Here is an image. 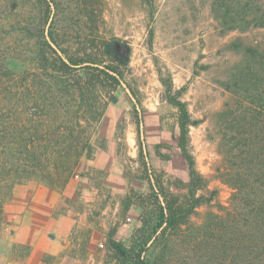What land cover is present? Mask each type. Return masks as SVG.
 <instances>
[{"label":"rangeland","instance_id":"1","mask_svg":"<svg viewBox=\"0 0 264 264\" xmlns=\"http://www.w3.org/2000/svg\"><path fill=\"white\" fill-rule=\"evenodd\" d=\"M47 2L52 12L46 25V0H0V27L6 21L39 23L42 8V28L48 32L51 26L65 49L79 54L86 48H97V53L111 49L119 55L130 53L125 79L113 91L101 121L93 129L91 155L81 159L76 174L60 192L54 217H61L55 228L65 234L64 250L59 255H47L51 256L49 264H113L109 244L113 229L115 240L129 243L140 209L126 213L121 200L131 188L140 192L145 188L138 160L137 122L146 161L153 169L158 168L155 145H177L179 139L177 112L165 99L159 68L165 76L171 74L175 89L182 90L181 97L188 104L192 118L190 150L206 180L199 195L210 198L191 220L199 224L209 212H224L233 193L224 176L228 167L222 148L226 144L224 134L230 132L225 122L233 119L229 110L236 109L240 94L246 96L237 78L249 74L248 68L256 65L252 49H264V27L234 28L236 0ZM5 40L13 48L11 68L15 72L28 68L35 56V38L17 32ZM40 184L34 179L18 185L5 204L0 264L10 261L14 246L18 251L32 246L34 231L42 224V220L33 221L40 219L36 213L42 211V191L32 201ZM25 212L32 221L17 231L9 229L14 223L12 217ZM174 251L181 254V260L190 252L179 246ZM173 262L169 264H178Z\"/></svg>","mask_w":264,"mask_h":264},{"label":"trees","instance_id":"2","mask_svg":"<svg viewBox=\"0 0 264 264\" xmlns=\"http://www.w3.org/2000/svg\"><path fill=\"white\" fill-rule=\"evenodd\" d=\"M46 3L47 25L52 10ZM236 6L234 28L264 27V1L236 0ZM39 16L32 25L6 21L0 27V224L18 185L38 179L59 192L66 188L81 159L91 155L93 129L129 67L128 51L119 55L114 49L97 53V48H86L79 54L65 49L51 26L48 32L42 28V8ZM17 32L35 38L36 47L21 72L11 68L13 48L5 40ZM252 52L256 65L237 78L246 96L240 94L236 109L229 110L233 119L225 122L230 134H224L222 152L225 180L233 189L230 205L222 213L209 212L199 224L191 218L210 198L199 195L206 180L190 150L191 114L171 74L159 68L165 99L177 112L178 144L157 143L158 168H151L137 122L145 188H131L121 200L126 213H140L128 244L113 238L115 229L110 231L113 264H264V49ZM134 111L138 117L136 106ZM176 246L189 254L181 260ZM31 249L14 246L9 260L26 264Z\"/></svg>","mask_w":264,"mask_h":264},{"label":"crops","instance_id":"3","mask_svg":"<svg viewBox=\"0 0 264 264\" xmlns=\"http://www.w3.org/2000/svg\"><path fill=\"white\" fill-rule=\"evenodd\" d=\"M37 188L40 190L35 191L32 201L36 199L38 191H42V211L40 210L39 213H36L32 210V212L40 217V219L34 218L33 221L36 219L42 220V224H40L41 227L37 231H34V241L26 264H46L44 261L45 256L59 255L64 250L65 234L63 231H59L55 228L61 221V217H54L56 207L58 206L57 204L60 202L62 194L59 191L49 188L43 183L42 185H38ZM12 218L14 223L9 224L8 228L10 229V227H12L14 231L23 228L26 224L32 221L29 219L30 216L27 218V212L14 215ZM6 264L16 263L7 260Z\"/></svg>","mask_w":264,"mask_h":264}]
</instances>
